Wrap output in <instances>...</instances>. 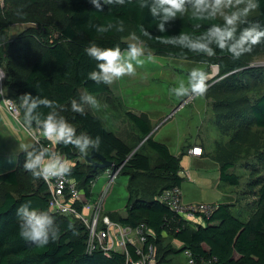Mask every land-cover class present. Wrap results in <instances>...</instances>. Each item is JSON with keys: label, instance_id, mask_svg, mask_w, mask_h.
<instances>
[{"label": "trees", "instance_id": "trees-1", "mask_svg": "<svg viewBox=\"0 0 264 264\" xmlns=\"http://www.w3.org/2000/svg\"><path fill=\"white\" fill-rule=\"evenodd\" d=\"M14 1L5 7L0 3L1 37L16 24L34 21L46 24L57 20L59 35L65 43L53 39L38 51L39 53L36 50L37 57L34 61L29 63V60H26L29 68L19 85V99L24 94H30L34 99L52 101L50 106L38 104L33 110V115L39 114L40 119H44L55 110L58 117H64L65 121L75 128L76 135L85 133L93 140L99 138L98 147H90L86 154L96 150L113 162L114 168L124 165L122 175L129 176V201L126 207L127 215L121 217L119 223L131 227L145 223L154 231L155 238L151 237L150 243L157 247V264H183L171 262L169 255L179 257L185 251H190L199 261L212 260L210 264H264V174L256 181L257 185H261L258 209L248 221L235 217L227 205H220L210 218H205L204 225L179 220L171 209L154 197L167 189L182 185L183 178L179 174L180 159L170 152L167 145L157 142L150 136L152 129L145 117L129 112L127 117L137 127L142 137L147 139L143 147L135 151L114 132L108 130L100 117L85 110L81 95L82 90L92 95L109 92L108 84L89 79V73L93 70L98 71V68L97 61L88 55L86 49L92 45L99 47L119 45L122 51H126L129 43L125 39L132 33H135L146 48L161 56L214 63L226 73H232V78L236 81L239 80L236 74L242 72L240 70L244 69L245 73L255 71L249 66L254 59L264 56V43L253 46V51L239 60H232L226 52L220 50H217L218 54L215 57H204L189 52L180 45L162 44L157 37H175L185 31L199 34L207 24L196 28L198 21L187 16H178L164 22L165 32L160 33L156 27L160 16L153 17L150 12L152 0H147L143 7L142 0H124L123 3H119L118 0H112L110 3L100 0L102 5L100 10L88 0H63L67 5V11L60 16L55 13L53 19L47 14H40L39 9L37 12L33 11V7L40 6L41 1ZM252 18L264 22V0ZM109 24L111 27H108ZM101 26L107 30L99 31ZM141 28L149 32L150 36H145ZM11 44L4 45L0 41V60H6L7 64L8 61L11 63L9 58ZM27 48L29 47L25 46V57ZM30 52L32 56L34 51ZM26 58L32 60V57ZM11 73L9 75L14 78L15 83L19 82L15 79L21 78L24 74L15 68ZM245 92L229 91L232 95H238L235 105L245 104L241 112L245 116L244 126H235L236 123L234 124L232 120L229 126V128L235 126L232 129L239 130L233 136V144L246 143L254 133L256 134L253 131L254 126L264 129V93L257 94L251 100L250 95ZM73 99L83 107L82 113L72 111ZM221 103H218V107L222 106ZM32 122L36 123L35 120ZM41 144L46 145L50 151H59L73 163L68 176L78 181L84 196L89 199L90 186L97 172L93 171L91 165L81 161L82 153L79 149L71 143L65 145L60 142L54 146L43 140ZM41 144H34L33 147L39 148ZM27 151L20 155V164L16 170L0 175V183L14 188V191L5 193L0 203V264H127L122 253L115 252L111 257H107L102 251L89 254L87 229L70 218L54 215L60 225V239L50 241L45 247H36L19 237L16 209L22 203L32 201L35 207L49 209L46 185L23 167ZM150 153H154L155 157L152 158ZM234 167L233 163L223 164L220 175L223 183L231 186L240 185L239 175L231 172ZM69 223L74 227L66 231ZM169 240L179 241L182 247L179 250L174 249ZM130 249L134 260H137L138 256L134 249Z\"/></svg>", "mask_w": 264, "mask_h": 264}, {"label": "rangeland", "instance_id": "rangeland-1", "mask_svg": "<svg viewBox=\"0 0 264 264\" xmlns=\"http://www.w3.org/2000/svg\"><path fill=\"white\" fill-rule=\"evenodd\" d=\"M38 1H41V5L34 6L33 11L37 12L39 9L41 11L40 14H47L50 19L54 18L55 13L60 16L67 11V5L63 3V0ZM88 1L91 2V0ZM14 2V0H0L1 6L4 7ZM255 14H257V11L253 16ZM56 22L57 20L46 24L44 22L40 23V21L23 25L16 24L6 32V40L4 42L1 41L0 36V41L4 45L12 43L11 48H9L11 63L8 61L7 64L6 60H0L6 72V96L22 109L20 121L15 120L17 131H21L22 133L15 130L11 131V128L5 126L4 115L0 109V173L15 169L18 153L30 149L33 141L36 144V138L48 141L43 136L41 127L35 126L32 122L25 119V109L21 105L18 91L20 82L23 81V77L28 71L27 68H29L26 60H29V63L34 61V58L37 57V55L35 56L36 50L39 53L38 51L43 49L53 39L64 43L59 35ZM125 41L128 43L133 42L131 35L126 37ZM136 42L140 43L141 41L138 40ZM143 45L145 46L144 43ZM25 46L29 47L27 48L26 57H32V60L24 56ZM30 51H34L32 56L29 54L31 53ZM149 53L154 56L153 60L147 59ZM142 59H144V63L135 65L136 71L133 74L125 75L108 84L109 91L112 92L108 94L104 93L105 95L102 96V94H88L82 90L81 94L83 98L87 95H92L97 101L96 105H92L84 99L86 110L100 117L106 128L112 130L114 133L123 135H129L133 131L131 121L127 117L128 111L145 113L147 116L152 117L155 115L156 117H153L155 118L153 119L154 139L159 141L162 136L170 139L168 146L173 154L181 153V147L177 141L178 136L182 140V137L186 135L184 142H188V144H194L197 140H203V145L210 153L213 152L219 158L221 164L233 163L235 167L231 170L235 169L234 171L237 172V175L241 176L239 177L242 184L239 187L234 188L221 184V187L218 189L221 194L239 195V193L243 194L242 192L244 191L249 194L248 201H252V204L255 205L257 195H254V192L258 188L251 185L255 184V181L258 179H261L260 176L264 174V167L260 173L252 172L251 169L254 168L252 164L255 163L256 157L262 153L264 133H254L246 143L236 142L233 144L229 132L225 131L229 129L231 120L234 124L236 123V112L245 107V104L235 105L238 95H232L229 91H246L245 93L250 95L251 100L257 94L264 93V56L258 57L250 63L249 68L255 71L245 73L243 72L244 69L240 70L242 72L236 74L239 79L237 81L232 78V73H226L223 68L214 63L183 57L161 56L155 51L146 48V46ZM192 67H201L205 71L207 77L206 83L208 85L206 92L203 95L189 94L183 97L175 96L171 93L170 89L175 85L176 81L186 79ZM13 68L24 73L21 78L15 79V81H19L18 83H15L14 78L9 75ZM244 95L243 92L242 96ZM112 99L116 105L115 108H110L113 102ZM219 102H222V106L220 107H218ZM206 103L208 106H205ZM174 109L177 112L175 111L176 113L174 112L175 114L170 117L169 115H171ZM8 114L13 118L9 112ZM159 115L163 116L158 118ZM124 130H127V133H124ZM30 132L34 135L36 133L37 136L31 135ZM27 133L30 136L28 138L25 135ZM80 134L78 133V135ZM190 134L191 137L189 136ZM20 135L25 140H18ZM25 144L29 146L27 149L22 147ZM52 145L57 146L58 144ZM80 159L82 162L89 164L84 157L81 156ZM255 165V167H258V164ZM183 167L186 172L191 174V179L193 178L197 189L187 191L190 193L189 196L202 200H214L211 197H213V193L215 192L207 184L205 185L206 179L202 175L207 172H211L212 174L213 170L208 171V167L199 168L195 163L186 159L183 160ZM199 170H202L203 173L201 174ZM101 173L93 188L94 198H97L101 193L107 180L105 172ZM185 181L189 182L190 180L185 179ZM128 182V176L121 175L118 177L113 191L104 206L107 213L124 212L129 193L127 191ZM212 184L214 185L215 182L212 181ZM8 191H14V188L0 183V203ZM237 209L244 213L247 211V207L244 205L237 207Z\"/></svg>", "mask_w": 264, "mask_h": 264}, {"label": "clouds", "instance_id": "clouds-1", "mask_svg": "<svg viewBox=\"0 0 264 264\" xmlns=\"http://www.w3.org/2000/svg\"><path fill=\"white\" fill-rule=\"evenodd\" d=\"M112 0H105L110 3ZM123 3L124 0H118ZM91 3L100 10V0H91ZM147 0H142L141 7L145 6ZM262 0H152L150 12L153 17L160 16L156 27L160 33L165 32L164 22L179 17H189L199 23L196 28L203 30L196 34L194 32H181L179 36L157 37L162 44L180 45L189 52L203 55L204 57H215L218 53L226 52L232 60H239L245 54L253 51V46L264 43V22L252 18L253 14L260 8ZM108 27H111L109 24ZM104 26L99 31H106ZM122 30V29H121ZM145 36L150 33L141 28ZM131 40L126 51L120 46L99 47L92 45L86 49L89 56L97 61V70L89 73V79L96 82L103 81L111 84L114 80L133 74L136 71L135 65L144 63L145 46L142 42L137 43L139 38L135 33L131 34ZM148 60L154 56L149 53ZM206 73L201 67H192L186 79L176 81L170 89L177 97L189 94L203 95L207 90ZM88 103L96 105L94 96L87 95ZM21 105L26 109L25 119L35 120L41 125L43 136L52 144L63 142L65 145L71 143L81 153L86 154L89 148H96L99 138L93 140L89 135L81 133L76 135V130L68 124L64 117L57 116L55 110L49 113L46 118L40 119L39 114L33 115L37 105L50 106L53 102L47 99H34L30 94L20 97ZM73 112H83V107L73 99L71 102ZM25 149L29 146L22 145ZM71 162L63 159L56 151H50L46 145L41 144L39 148L33 147L27 151V159L24 164L26 170L31 171L34 178H54L63 176L71 169ZM16 216L19 219L18 235L26 242L36 247H45L50 241L60 239V225L56 217L47 208L35 207L32 201L22 203L16 209ZM74 225L69 223L68 229Z\"/></svg>", "mask_w": 264, "mask_h": 264}, {"label": "built area", "instance_id": "built-area-1", "mask_svg": "<svg viewBox=\"0 0 264 264\" xmlns=\"http://www.w3.org/2000/svg\"><path fill=\"white\" fill-rule=\"evenodd\" d=\"M5 82L6 72L0 62V107H4L13 119L19 122L22 109L6 96ZM30 134L37 136L36 133L34 135L30 132ZM42 141L43 139L36 138V144H41ZM56 153L66 159L59 151ZM189 154L201 156L203 151L194 148L189 151ZM123 166L107 170L110 179L109 187L96 201L83 200V190L80 189L78 181L70 178L68 173L60 177L40 178L49 193V210L51 214L73 219L87 229V252L89 254L102 251L107 257H111L113 253L118 252L125 255L127 264H157V247L150 243V238H155V233L147 224L141 223L136 227L125 226L103 215L108 191L122 174ZM156 199L171 209L179 220L195 225H204L205 218H210L218 208L213 204H185L180 186L163 191ZM130 248L134 249L138 256L137 260H134ZM185 254L187 264H210L212 262L207 259L197 260L190 251H185Z\"/></svg>", "mask_w": 264, "mask_h": 264}, {"label": "crops", "instance_id": "crops-1", "mask_svg": "<svg viewBox=\"0 0 264 264\" xmlns=\"http://www.w3.org/2000/svg\"><path fill=\"white\" fill-rule=\"evenodd\" d=\"M19 25H23V24H19ZM15 26V25H14ZM13 27V26H12ZM109 92H112V91H109ZM108 92V93H109ZM85 93H87L85 91ZM108 93H105V94H108ZM105 94H102L105 95ZM82 95V94H81ZM83 97V96H82ZM84 100V99H83ZM113 101V99H112ZM84 106L85 105V100H84ZM205 106H208L207 103L205 104ZM116 105L114 104V101L112 102V106L110 108H115ZM0 109L2 110L3 112V115H4V121H5V126L8 127V128H11V131L12 130H15L16 132H21V131H17V124H16V121L10 117V115L8 114V111L5 110L4 107H0ZM177 109V108H175ZM173 110V112L171 113V115H169L170 117L175 114L177 111L176 110ZM85 110H86V107H85ZM244 110V108L240 109L239 111L236 112V124L235 126H244L245 124V116L241 113L242 111ZM87 111V110H86ZM176 111V112H175ZM89 112V111H88ZM133 113V114H136L138 116H142V117H145L147 119V121L149 122L150 124V127L152 129L151 131V134L150 136H152V138L154 139V136H155V133H154V128H153V117H156L155 115L152 117V116H147L145 113H137V112H133V111H128V113ZM175 112V113H174ZM92 113V112H91ZM127 113V114H128ZM95 115V114H94ZM164 115V114H163ZM163 115H159L158 118L160 116H163ZM101 119V118H100ZM129 119V118H128ZM130 120V119H129ZM32 122V121H30ZM35 126H38V127H42L41 125H38L34 122H32ZM132 124V131L131 134L129 135H123V134H117L115 133L120 139H122L124 142H126V144L130 145L135 151H138L139 149H141L143 147V145L145 144L146 142V138L142 137V135L140 134L139 130L137 129V127L134 126V124L131 122ZM231 126V125H230ZM235 126H232L230 127L228 130H226L225 132H229L230 134V138H231V142H232V139H233V136L235 135V133L239 130H235V129H232L234 128ZM108 129V128H107ZM109 130V129H108ZM112 131V130H110ZM253 131L258 133V132H261V133H264V129H261L259 128L258 126H254L253 127ZM113 132V131H112ZM22 133V132H21ZM124 133H127V130H124ZM28 137H30L27 134H25ZM18 136V135H16ZM191 137V134L189 135ZM126 137V138H125ZM186 137V135H185ZM185 137H182V140H181V137L178 136V144L179 146L181 147V153H178V154H173L170 150V152L178 157L180 159V166H181V171H180V177L183 178V183L182 185L180 186L182 191H183V202L185 204H199V203H208V204H213V205H216V206H220V205H227L230 207L231 211L233 214H235V217L241 219L242 221H248L251 217H252V214L258 209V201H259V191H260V188H261V185H257L256 183L255 184H252L251 186L253 187H257L258 189L254 192V195H257V202L255 205L252 204V201L249 202V194L247 192H242L243 194H240L239 195H234V194H229V195H222L221 192L218 190L220 187H221V184H224V185H228V186H231L229 184H226V183H223L221 181V178H220V175H221V167L223 166V164L220 163L219 161V158L217 156L214 155L213 152H209L208 149H206V147L203 145V140L199 141L197 140V142H195L194 144H188V142H184L185 140ZM199 138V137H198ZM18 140H25L23 136L20 135V138H18ZM155 140V139H154ZM162 140V141H161ZM161 140H156L157 142L159 143H162V144H165V145H169L168 144V141L170 139H166L162 136ZM31 148L34 146V141L33 143L31 144ZM30 148V149H31ZM168 148L170 149V147L168 146ZM194 148H199V149H202L203 151V154L201 156H192L189 154V151L194 149ZM29 150V149H28ZM27 151V150H26ZM262 153L256 157L255 159V163L252 164L254 166L253 169H251L252 172H258L260 173L262 171V168L264 167V147L262 148ZM25 152V151H22L20 153H18V161H17V165H15V169L11 170V171H14L16 170L18 167H19V164H20V155ZM84 154H82V157H83ZM149 155H151L152 158L155 157V154L154 153H150ZM186 159V160H190L191 162L195 163L196 166H198L199 168H202V167H208V171H210L211 169L213 170L212 174L211 172H207V173H204L202 174V170H199L201 172V174L205 177L206 181H205V185L207 184L209 186L210 189H213L215 193H213V197H211L212 199L214 200H202V199H197L195 197H191L189 196L190 193H188L190 190H197L196 189V186L194 185V180L193 178L191 179V174H189V178L188 177V173L189 172H186V170H184L185 168L183 167V160ZM16 160V159H15ZM263 160V162H262ZM255 164H258V167H255L256 165ZM71 165H73V163H71ZM90 165V164H89ZM261 166V167H260ZM72 167V166H71ZM113 170V168H111ZM108 170V169H107ZM107 170H98L97 171V174H96V178L94 180V182L92 183V185L90 186V189H91V197L89 199H87L85 196H83V200H90V201H96L99 199V197L103 194V192L106 190L109 184V176H108V172ZM235 170V169H234ZM234 170H231V172L237 174V172H235ZM11 171H7V172H11ZM7 172H4V173H7ZM101 172H105L106 176H107V180L105 182V185L101 191V193L97 196V198H94L93 196V188L95 186V183L97 182L98 178L100 177V175L102 174ZM4 173H0L1 174H4ZM264 173V172H263ZM122 175V174H121ZM120 175V176H121ZM126 176V175H125ZM240 176V175H239ZM129 177V176H128ZM241 177V176H240ZM185 179H189L190 183L189 182H186ZM212 181L215 182V184L213 185L212 184ZM186 182V183H185ZM256 182V181H255ZM116 183V182H115ZM115 183L113 184V186L110 187L109 191H108V196L105 200V204H106V201L109 197V195L111 194V192L113 191V188H114V185ZM129 184V182H128ZM242 184V181L240 180V185ZM240 185L238 186H232L234 188L236 187H239ZM128 187V185H127ZM126 187V189H127ZM188 189V190H187ZM199 189V188H198ZM128 191V190H127ZM188 191V192H187ZM158 195H155L154 198H157ZM128 201H129V193H128V198H127V202H126V206H125V210L123 213H119V212H112V213H107L105 211V208H104V213L103 215H107L111 218L112 221L114 222H119V219L121 217H124L127 215V212H126V207L128 205ZM246 206L247 207V211L244 213L243 211H240L237 209V207H240V206ZM105 206V205H104ZM236 213H238L236 215ZM247 214V215H245ZM239 215V216H238ZM247 216V217H246ZM169 244L172 245V247L176 250H179L181 247H182V243H180L179 241L177 240H169ZM169 259L171 262L173 263H183V264H187V256L185 254V252H183L182 255H180L179 257L174 255V254H170L169 255ZM183 259H185L183 261ZM183 261V262H182ZM158 262V260H157Z\"/></svg>", "mask_w": 264, "mask_h": 264}, {"label": "water", "instance_id": "water-1", "mask_svg": "<svg viewBox=\"0 0 264 264\" xmlns=\"http://www.w3.org/2000/svg\"><path fill=\"white\" fill-rule=\"evenodd\" d=\"M6 36L1 37V41L4 42ZM86 161L93 167V171L96 173L98 170H107L114 167V163L109 161L103 154L98 153L96 150H92L90 154L85 155Z\"/></svg>", "mask_w": 264, "mask_h": 264}]
</instances>
